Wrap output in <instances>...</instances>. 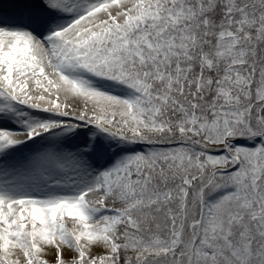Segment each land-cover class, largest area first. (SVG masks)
<instances>
[{
    "label": "snow or ice",
    "instance_id": "1",
    "mask_svg": "<svg viewBox=\"0 0 264 264\" xmlns=\"http://www.w3.org/2000/svg\"><path fill=\"white\" fill-rule=\"evenodd\" d=\"M0 264H264V0H0Z\"/></svg>",
    "mask_w": 264,
    "mask_h": 264
}]
</instances>
